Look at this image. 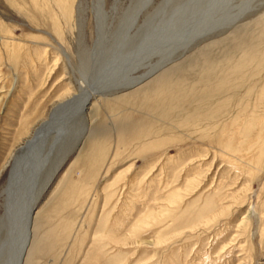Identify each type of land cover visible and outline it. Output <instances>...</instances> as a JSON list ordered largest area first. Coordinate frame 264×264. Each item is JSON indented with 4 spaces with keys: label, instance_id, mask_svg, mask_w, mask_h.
I'll list each match as a JSON object with an SVG mask.
<instances>
[{
    "label": "rangeland",
    "instance_id": "obj_1",
    "mask_svg": "<svg viewBox=\"0 0 264 264\" xmlns=\"http://www.w3.org/2000/svg\"><path fill=\"white\" fill-rule=\"evenodd\" d=\"M93 1L0 0V213L15 150L58 101L115 73L110 51L141 0H119L100 36ZM186 1L142 0L133 30L144 19L148 33L165 29ZM233 7L163 67L156 56L94 100L83 143L36 209L24 264H264V0L237 17ZM66 139L26 178L25 203Z\"/></svg>",
    "mask_w": 264,
    "mask_h": 264
},
{
    "label": "bare ground",
    "instance_id": "obj_2",
    "mask_svg": "<svg viewBox=\"0 0 264 264\" xmlns=\"http://www.w3.org/2000/svg\"><path fill=\"white\" fill-rule=\"evenodd\" d=\"M152 1L145 0L146 4L144 5L152 4ZM235 1L237 0H187L181 4V9L177 12L175 20L166 23L165 29L161 31L153 29L149 33L143 29V24L148 20L144 18H149L151 13L149 16L144 14V22L133 30L134 26L142 19L143 10L141 11V8L144 5H141L142 0L130 5L126 15V18L130 19L123 23V26L127 28L125 36L128 40L125 38L123 44L115 45V49H111V54L108 57L109 62L113 60L114 67L112 69L115 70V73L106 78L103 83L96 84L98 89H94V91L83 87L80 95L58 101L53 106L50 115L42 120L33 129L31 136L25 139L15 150L10 163L11 171L8 183L2 195L5 205H1L3 212L0 213V264H24L33 236L32 228L36 209L53 186L64 164L72 156L71 154L76 152L83 143L89 126L88 110L94 100L128 88L125 86V83L130 80L126 77L127 73L140 67L149 66L154 57L162 56L163 59L158 60V64H151L153 69L162 66L169 57L178 55L176 53L194 46L196 41L201 38L199 35L204 32L205 28L213 23L221 22L225 14L232 13L235 4L237 7L240 4L243 5L242 11L233 13L234 17L240 16L247 9L246 6H249L251 0H242L241 3ZM118 2L119 0H115L110 11H107L104 7L105 0L93 1L98 17V35L101 29L104 32V28H107L105 27V19H108V13L117 11ZM103 32L101 33L103 34ZM186 32L191 33V37L179 41L178 39ZM146 36L153 39L144 45L142 40ZM104 37H99L94 44L93 51L97 52V57L104 53ZM165 76L166 74L163 73L159 79L161 80ZM140 78L142 79L143 76ZM161 83L163 84V80ZM170 84L172 83L170 82ZM154 85L156 84L154 83ZM68 136L69 143L67 145L69 148L63 153L64 156L51 167L47 180L42 184L36 196L25 203L22 194L25 180L28 179L29 182L30 178L34 177L36 170L37 172L40 171L39 160L47 157L45 155L46 149H50V152L51 150L54 151L56 145H61L64 140H68L66 139ZM54 153L58 154L59 152L56 153L55 151ZM4 193L8 198L5 197Z\"/></svg>",
    "mask_w": 264,
    "mask_h": 264
}]
</instances>
